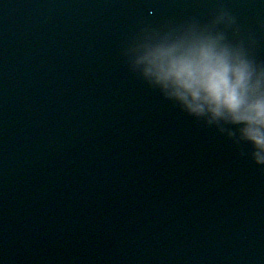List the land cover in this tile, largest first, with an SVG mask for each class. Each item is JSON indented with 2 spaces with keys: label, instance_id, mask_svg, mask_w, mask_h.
Returning <instances> with one entry per match:
<instances>
[{
  "label": "clouds",
  "instance_id": "9594fccd",
  "mask_svg": "<svg viewBox=\"0 0 264 264\" xmlns=\"http://www.w3.org/2000/svg\"><path fill=\"white\" fill-rule=\"evenodd\" d=\"M125 54L132 71L189 115L250 145L251 159L264 166V65L242 42L192 20L152 33Z\"/></svg>",
  "mask_w": 264,
  "mask_h": 264
}]
</instances>
